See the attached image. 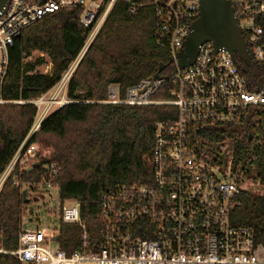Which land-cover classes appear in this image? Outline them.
<instances>
[{"label": "built area", "instance_id": "built-area-1", "mask_svg": "<svg viewBox=\"0 0 264 264\" xmlns=\"http://www.w3.org/2000/svg\"><path fill=\"white\" fill-rule=\"evenodd\" d=\"M117 1L8 0L0 10V81L8 71L9 50L26 27L55 11L81 9L80 24L86 29L84 46L61 80L29 101L36 106L34 121L0 175V191L16 169L21 173L44 158L32 138L53 112L69 102L70 78ZM122 1L131 12L154 7L156 39L168 46L176 67L171 77L144 78L125 90L112 83L107 99L101 101L169 107L167 117L154 123L153 182L118 185L104 192L98 238L92 237L82 220L80 202L66 201L59 205L56 227L34 231L21 227L17 247H0V254L14 257L19 264H264V233L259 236L255 227L240 224L235 216L242 205L241 192L246 190L238 181L217 174L212 163L218 162L200 155L195 140L202 127L237 134L263 117L264 108L259 107H264V0H231L254 66L262 65L261 74L252 81L226 48L215 51L211 42L199 47L193 64L178 67V52L199 16L197 0ZM159 93L163 96L157 97ZM228 141L227 136L223 143ZM46 169L37 185L58 190L57 164ZM61 223L80 231V245L71 252L57 240Z\"/></svg>", "mask_w": 264, "mask_h": 264}, {"label": "trees", "instance_id": "trees-1", "mask_svg": "<svg viewBox=\"0 0 264 264\" xmlns=\"http://www.w3.org/2000/svg\"><path fill=\"white\" fill-rule=\"evenodd\" d=\"M80 17L81 9L50 13L26 27L10 48L8 71L0 81V175L33 124L36 106L29 101L52 89L82 50L86 29L80 24ZM157 18L154 7L131 12L124 1L116 2L70 78L66 92L69 102L53 112L32 138L33 142L52 148L50 156L40 158L41 165L31 172L27 168L21 173L16 169L0 191V247L9 250L17 247L27 205L22 182L35 189L51 163L57 164L55 182L60 204L80 202L82 220L94 239L99 237V203L104 192L118 185L153 182L150 157L154 123L167 117L169 107L112 105L101 101L107 99L110 84L118 83L125 90L154 76L161 63L167 65L161 76H172L176 70L172 54L155 36ZM35 52L44 56L33 58ZM47 59L53 69L43 73L39 68ZM239 61L249 80L261 74V64L252 67ZM246 132L254 134L255 141L247 142ZM197 133L198 152L213 162H218L223 142L230 137L234 163L245 165L252 160L257 179L264 185V114L259 127L250 123L242 128V134L209 127H202ZM247 167L244 172L248 174ZM18 180L21 182L15 183ZM240 199L242 205L235 212L237 220L255 227L261 236L262 196L242 191ZM57 240L61 248L71 252L80 245V231L75 225L61 223ZM0 264L19 263L12 256L0 254Z\"/></svg>", "mask_w": 264, "mask_h": 264}, {"label": "water", "instance_id": "water-1", "mask_svg": "<svg viewBox=\"0 0 264 264\" xmlns=\"http://www.w3.org/2000/svg\"><path fill=\"white\" fill-rule=\"evenodd\" d=\"M8 0H0V10L5 6ZM199 3V16L193 22L190 33L186 36L181 50L178 52L179 68L183 69L196 59L199 47L206 42H211L217 51L220 48H226L232 55L234 62L239 66L240 61L254 66L251 51L248 48L247 41L244 38L242 29L238 26V20L235 17L231 0H197ZM167 67L161 63L154 79H159L161 73ZM252 133H249L248 140H251ZM252 161L248 162L247 171L251 170ZM41 163L35 162L28 167L27 172H31ZM27 190L23 191L25 201ZM37 200V198H35Z\"/></svg>", "mask_w": 264, "mask_h": 264}, {"label": "rangeland", "instance_id": "rangeland-1", "mask_svg": "<svg viewBox=\"0 0 264 264\" xmlns=\"http://www.w3.org/2000/svg\"><path fill=\"white\" fill-rule=\"evenodd\" d=\"M37 56H44L43 53L35 52L33 58ZM43 73H50L53 69L52 62L47 59L45 65L39 68ZM67 99V96H66ZM68 100V99H67ZM260 117H257L254 125L259 127ZM242 134V129L239 130ZM233 144L228 141L223 147L219 155L218 164L214 165V170L220 176H225L227 180L238 181L241 187L253 194L261 195L263 193V186L257 179V172L254 169L252 173H245L242 164L237 165L233 161L231 154ZM41 155L44 158L49 157L52 148H47L39 144ZM220 162L222 164H220ZM27 190V202L25 214L22 217V228L24 230H37L42 228H54L58 224V208L60 205L59 191L54 188H44L41 185L34 186L35 189H30L29 186H23ZM37 198V200H35Z\"/></svg>", "mask_w": 264, "mask_h": 264}, {"label": "flooded vegetation", "instance_id": "flooded-vegetation-1", "mask_svg": "<svg viewBox=\"0 0 264 264\" xmlns=\"http://www.w3.org/2000/svg\"><path fill=\"white\" fill-rule=\"evenodd\" d=\"M246 133H247V134H245V136H246V140H247V142L251 143V142L255 141L256 138H255L254 134H252V138H251V140H248L249 132H246ZM250 133H251V132H250ZM245 136L243 135V137H245ZM250 161H252V160H250ZM246 165H248V163L245 164V165H243V167H245ZM248 172H250V173L253 172V161H252V164H251V170L248 171Z\"/></svg>", "mask_w": 264, "mask_h": 264}]
</instances>
